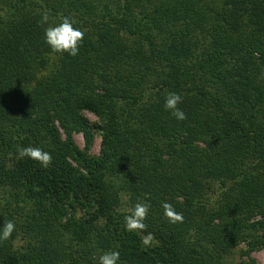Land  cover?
<instances>
[{
	"label": "trees",
	"instance_id": "1",
	"mask_svg": "<svg viewBox=\"0 0 264 264\" xmlns=\"http://www.w3.org/2000/svg\"><path fill=\"white\" fill-rule=\"evenodd\" d=\"M63 17L85 31L77 56L45 42ZM169 92L187 119L165 109ZM137 202L147 228L128 231ZM8 221L0 264H98L113 250L121 264H256L264 0H0V231Z\"/></svg>",
	"mask_w": 264,
	"mask_h": 264
},
{
	"label": "clouds",
	"instance_id": "2",
	"mask_svg": "<svg viewBox=\"0 0 264 264\" xmlns=\"http://www.w3.org/2000/svg\"><path fill=\"white\" fill-rule=\"evenodd\" d=\"M49 13L44 12L40 23L48 24ZM75 20L71 17H63L59 23L50 24L45 28V42L53 53H67L70 56L79 54L80 45L85 37V31L75 27ZM182 103V97L175 93L169 92L165 99V109L171 113L177 120L187 119L186 114L179 108ZM16 154L19 158L32 159L42 167L47 168L52 163L51 153L36 146H18ZM165 216L171 223L183 222V215L178 213L170 203L162 205ZM150 205L143 202H137L131 212L125 217V227L128 231H143L147 228L145 223ZM15 231V224L8 221L3 225L0 231V240H7ZM98 264H121L120 253L118 251H109L99 257Z\"/></svg>",
	"mask_w": 264,
	"mask_h": 264
},
{
	"label": "rangeland",
	"instance_id": "3",
	"mask_svg": "<svg viewBox=\"0 0 264 264\" xmlns=\"http://www.w3.org/2000/svg\"><path fill=\"white\" fill-rule=\"evenodd\" d=\"M86 115L91 121H95V117L92 114L86 113ZM74 139L79 146L82 145V139H81V136L79 134L74 135ZM98 146H99V139H98V137H94V140H93V143L91 146V152L96 153L98 150ZM251 256L254 258L256 264H264V248H261V249H258V250L251 252ZM229 260L232 263L236 262L237 261V254L233 253L229 257Z\"/></svg>",
	"mask_w": 264,
	"mask_h": 264
}]
</instances>
